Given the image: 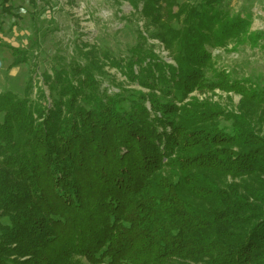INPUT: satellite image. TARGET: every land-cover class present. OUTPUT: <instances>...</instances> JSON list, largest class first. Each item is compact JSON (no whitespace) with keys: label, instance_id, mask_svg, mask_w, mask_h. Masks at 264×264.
Masks as SVG:
<instances>
[{"label":"trees","instance_id":"16d2710c","mask_svg":"<svg viewBox=\"0 0 264 264\" xmlns=\"http://www.w3.org/2000/svg\"><path fill=\"white\" fill-rule=\"evenodd\" d=\"M128 1L157 28L128 55L80 40L0 93V264H264V91L209 50L264 37L223 0ZM106 66L147 91H110ZM215 89L237 110L190 98Z\"/></svg>","mask_w":264,"mask_h":264},{"label":"rangeland","instance_id":"374dc122","mask_svg":"<svg viewBox=\"0 0 264 264\" xmlns=\"http://www.w3.org/2000/svg\"><path fill=\"white\" fill-rule=\"evenodd\" d=\"M201 1L197 0V3ZM9 4L13 5L14 12H3L0 0V93L11 90L22 94L32 76L36 75V80L40 81L44 71L51 73L53 61L61 55L72 56L76 42L80 40L121 58L128 55L129 48L137 43L140 31L152 34L157 30L145 23L128 0H9ZM222 7L233 14L251 16V31L260 32L264 37V0H223ZM149 42L166 62L175 63L159 38H150ZM10 45L24 49L29 60L10 66L13 61ZM209 50L214 64L225 69L232 80H244L264 91L263 39L256 46L241 41L227 46H209ZM105 70L115 77L111 82L110 76H102L103 86L110 91H147L137 84H128L115 68L106 66ZM207 74L211 77L209 72ZM190 98L236 111L241 95L220 89L197 90L190 94ZM2 118L3 113H0V120ZM220 124L228 129L231 127V121L223 117Z\"/></svg>","mask_w":264,"mask_h":264}]
</instances>
